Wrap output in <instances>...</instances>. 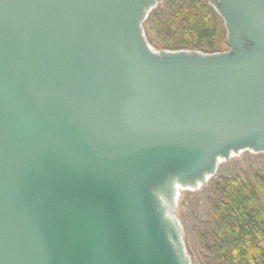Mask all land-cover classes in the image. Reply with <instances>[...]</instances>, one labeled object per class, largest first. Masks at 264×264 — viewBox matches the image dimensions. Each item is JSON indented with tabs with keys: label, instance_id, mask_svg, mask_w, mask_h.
I'll use <instances>...</instances> for the list:
<instances>
[{
	"label": "water",
	"instance_id": "water-1",
	"mask_svg": "<svg viewBox=\"0 0 264 264\" xmlns=\"http://www.w3.org/2000/svg\"><path fill=\"white\" fill-rule=\"evenodd\" d=\"M163 0H0V264H191L174 215L264 151V0H208L226 50L154 49Z\"/></svg>",
	"mask_w": 264,
	"mask_h": 264
},
{
	"label": "trees",
	"instance_id": "trees-1",
	"mask_svg": "<svg viewBox=\"0 0 264 264\" xmlns=\"http://www.w3.org/2000/svg\"><path fill=\"white\" fill-rule=\"evenodd\" d=\"M151 18L163 37L203 52L215 51L223 26L208 0H163ZM208 186L209 215L194 224L199 254L191 264H264V168L251 179L215 174Z\"/></svg>",
	"mask_w": 264,
	"mask_h": 264
},
{
	"label": "rangeland",
	"instance_id": "rangeland-1",
	"mask_svg": "<svg viewBox=\"0 0 264 264\" xmlns=\"http://www.w3.org/2000/svg\"><path fill=\"white\" fill-rule=\"evenodd\" d=\"M143 26L149 40L148 42L154 49H187L180 47L176 39L160 35L155 19L151 18V20H148L147 17ZM225 35L226 31L223 24L215 51H223L228 48L225 43ZM262 168H264V151L255 153L244 150L228 160L221 161L218 164L216 174L240 175L241 177L251 179L252 171ZM211 178L199 188L180 189L176 201V210L174 211V215L182 225L186 250L190 257H193L196 261L198 260L199 246L193 233V227L198 220L208 218L207 196L209 191L208 183Z\"/></svg>",
	"mask_w": 264,
	"mask_h": 264
},
{
	"label": "bare ground",
	"instance_id": "bare-ground-1",
	"mask_svg": "<svg viewBox=\"0 0 264 264\" xmlns=\"http://www.w3.org/2000/svg\"><path fill=\"white\" fill-rule=\"evenodd\" d=\"M181 188H179V190H180Z\"/></svg>",
	"mask_w": 264,
	"mask_h": 264
}]
</instances>
